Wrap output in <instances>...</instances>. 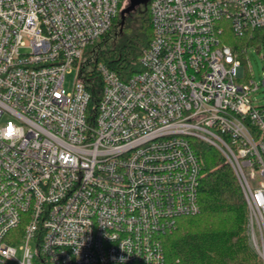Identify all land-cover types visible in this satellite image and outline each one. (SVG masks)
<instances>
[{"label": "built area", "instance_id": "built-area-1", "mask_svg": "<svg viewBox=\"0 0 264 264\" xmlns=\"http://www.w3.org/2000/svg\"><path fill=\"white\" fill-rule=\"evenodd\" d=\"M120 6L0 0V264H169L162 238L201 211L195 141L231 166L264 264V106L225 39L264 28V0H150L140 72L100 64L92 106L78 63Z\"/></svg>", "mask_w": 264, "mask_h": 264}, {"label": "trees", "instance_id": "trees-1", "mask_svg": "<svg viewBox=\"0 0 264 264\" xmlns=\"http://www.w3.org/2000/svg\"><path fill=\"white\" fill-rule=\"evenodd\" d=\"M114 20L101 41L85 50L78 63L81 80L92 95V106L103 89L98 66L104 64L122 80L140 71V56L152 38L150 0ZM232 48L261 47L264 28L237 37L228 30ZM111 41V43H110ZM203 162L199 202L195 216L178 219L176 230L164 236L169 264H262L251 247L247 232L248 209L239 181L225 157L216 148L195 141Z\"/></svg>", "mask_w": 264, "mask_h": 264}, {"label": "rangeland", "instance_id": "rangeland-1", "mask_svg": "<svg viewBox=\"0 0 264 264\" xmlns=\"http://www.w3.org/2000/svg\"><path fill=\"white\" fill-rule=\"evenodd\" d=\"M123 1V8L125 9L129 5V0H120ZM111 43V41H110ZM242 61H245L247 66L250 67L252 71L253 77L257 85L259 86L258 89L251 94V99L254 102V105L257 106H264V85L262 84V79L264 75V45L261 47H254L251 46L248 48L246 56L241 58ZM245 59V60H243ZM65 80H64V89L65 92H71L73 90L74 84L76 82V78L78 76V72L76 69L68 71L65 73ZM19 256L22 255L21 252L18 254Z\"/></svg>", "mask_w": 264, "mask_h": 264}, {"label": "clouds", "instance_id": "clouds-1", "mask_svg": "<svg viewBox=\"0 0 264 264\" xmlns=\"http://www.w3.org/2000/svg\"><path fill=\"white\" fill-rule=\"evenodd\" d=\"M19 132V129L16 127V125L9 121L7 126H6V130L4 133V139H11L12 137L16 136Z\"/></svg>", "mask_w": 264, "mask_h": 264}, {"label": "water", "instance_id": "water-1", "mask_svg": "<svg viewBox=\"0 0 264 264\" xmlns=\"http://www.w3.org/2000/svg\"><path fill=\"white\" fill-rule=\"evenodd\" d=\"M148 0H129V5L122 10L121 16L124 19L125 15L134 10L137 6L141 5L142 3H146Z\"/></svg>", "mask_w": 264, "mask_h": 264}]
</instances>
